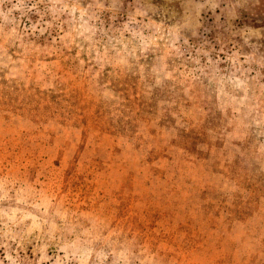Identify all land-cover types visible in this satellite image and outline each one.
Listing matches in <instances>:
<instances>
[{"label": "rangeland", "instance_id": "rangeland-1", "mask_svg": "<svg viewBox=\"0 0 264 264\" xmlns=\"http://www.w3.org/2000/svg\"><path fill=\"white\" fill-rule=\"evenodd\" d=\"M0 264H264V0H0Z\"/></svg>", "mask_w": 264, "mask_h": 264}]
</instances>
